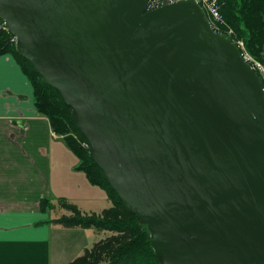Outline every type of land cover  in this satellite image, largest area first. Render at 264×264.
<instances>
[{
    "label": "water",
    "instance_id": "95a60500",
    "mask_svg": "<svg viewBox=\"0 0 264 264\" xmlns=\"http://www.w3.org/2000/svg\"><path fill=\"white\" fill-rule=\"evenodd\" d=\"M0 0L161 264H264V84L180 0Z\"/></svg>",
    "mask_w": 264,
    "mask_h": 264
},
{
    "label": "crops",
    "instance_id": "0c3cea01",
    "mask_svg": "<svg viewBox=\"0 0 264 264\" xmlns=\"http://www.w3.org/2000/svg\"><path fill=\"white\" fill-rule=\"evenodd\" d=\"M69 149L38 112L33 86L15 57L0 55V264H53L51 239L57 233L63 251L76 243L82 232L71 235L46 222L51 215L42 211V199L66 198L83 213H97L104 193L84 192L89 180ZM79 192L88 212L77 203Z\"/></svg>",
    "mask_w": 264,
    "mask_h": 264
},
{
    "label": "trees",
    "instance_id": "16d2710c",
    "mask_svg": "<svg viewBox=\"0 0 264 264\" xmlns=\"http://www.w3.org/2000/svg\"><path fill=\"white\" fill-rule=\"evenodd\" d=\"M224 19L216 30L231 40H243L247 51L264 64V0H218ZM2 21V18H0ZM232 29L231 35L227 30ZM12 54L29 78L38 112L46 116L53 131L60 136L78 158L76 169L83 171L89 182L104 189L110 207L100 213H83L66 198H44L43 212L51 217L46 222L65 228L93 229L104 238L74 259L70 264H161L150 240L148 226L141 224L137 215L129 212L123 201L104 176L101 167L90 154L86 137L78 129L71 108L65 104L55 88L45 83L34 65L16 50L14 36L0 30V55ZM264 84L263 76L257 71Z\"/></svg>",
    "mask_w": 264,
    "mask_h": 264
},
{
    "label": "rangeland",
    "instance_id": "374dc122",
    "mask_svg": "<svg viewBox=\"0 0 264 264\" xmlns=\"http://www.w3.org/2000/svg\"><path fill=\"white\" fill-rule=\"evenodd\" d=\"M84 145L85 146H88L87 143H84ZM69 150H70V152H72L71 149H69ZM72 154H73L75 160H77V163H78V158L76 157V155H74V153H72ZM82 174H84V176H85V173L82 172ZM87 186H88V190L84 188V192H86L87 195H92L93 194V191H100V192H103L104 193L105 199L104 200H101L100 199L98 202H96L97 208H95V211L97 213H99L100 211H102L103 208L110 207L112 205V202L109 200V198H108L106 192L104 191V189H102L101 187H99L97 185H93V184H91L89 182L87 183ZM80 195L82 197L81 198H77V200H78L77 203L80 204V207L82 208L83 211L86 210L88 212V209L83 204V203L86 202V201H84L85 194H83L82 192H79L77 194V196H80ZM95 199H99V198L98 197H95ZM105 200H106V202H105ZM55 228L58 229V230H61V232H65V233H68V234L70 233L71 235H73L74 232H77L78 230H80L82 233H80L79 236H77L76 238H74L76 240V243L75 244H74L75 240L72 239V242H73L74 246H72L69 243V241H68V243L71 246H69L64 251L62 249L64 240L63 239H60V234L57 233L56 235H54L52 237V239H51L52 240V246L51 247H52L53 264H68V262L70 260H72L74 257H76L79 253L80 254L83 253L84 247H92L93 244L96 241H98L99 239L105 237V235L103 234V232H102V234H99V233L95 232L93 229L74 228V229H69V230L66 229L65 230L63 227H61L59 225H57V226L55 225Z\"/></svg>",
    "mask_w": 264,
    "mask_h": 264
},
{
    "label": "built area",
    "instance_id": "2783aa9c",
    "mask_svg": "<svg viewBox=\"0 0 264 264\" xmlns=\"http://www.w3.org/2000/svg\"><path fill=\"white\" fill-rule=\"evenodd\" d=\"M176 1H180V0H151L148 4L147 10H153L155 8L161 7L165 4L168 3H172V2H176ZM195 2H197L202 9L205 11V13L207 14L210 23L213 27V29L218 28V24H223L224 23V19L222 17L221 11H220V6L218 3V0H194ZM1 18V17H0ZM1 29H6V26L4 24V21H0V30ZM216 30V29H215ZM218 33L226 36L222 31L220 30H216ZM233 33L232 29L227 30V34L231 35ZM228 37V36H226ZM14 40L16 41L15 37ZM241 50V54L243 55V57L245 58L246 61H248L253 68L256 71H259L260 74H262L263 78H264V65L259 62L258 60L254 59L246 50L245 48V44L243 40H232ZM88 145V143H87Z\"/></svg>",
    "mask_w": 264,
    "mask_h": 264
}]
</instances>
